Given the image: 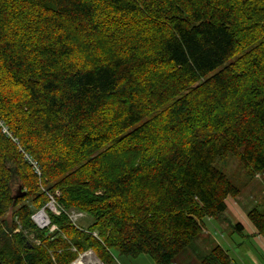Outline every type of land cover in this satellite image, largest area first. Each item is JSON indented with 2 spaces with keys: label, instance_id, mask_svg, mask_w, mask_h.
Listing matches in <instances>:
<instances>
[{
  "label": "trees",
  "instance_id": "trees-1",
  "mask_svg": "<svg viewBox=\"0 0 264 264\" xmlns=\"http://www.w3.org/2000/svg\"><path fill=\"white\" fill-rule=\"evenodd\" d=\"M228 154L264 171V0H0V264H172L238 194Z\"/></svg>",
  "mask_w": 264,
  "mask_h": 264
},
{
  "label": "crops",
  "instance_id": "crops-1",
  "mask_svg": "<svg viewBox=\"0 0 264 264\" xmlns=\"http://www.w3.org/2000/svg\"><path fill=\"white\" fill-rule=\"evenodd\" d=\"M254 177L260 178L259 174ZM225 204L226 211L222 216L203 220L199 235V244L204 248L203 251L206 253L211 248L219 246L227 254L229 264H264V237L258 234L248 219L247 212L244 213L240 207L236 206L233 197L227 198ZM232 221H236V224L239 225V227L235 228L234 226L233 228L238 232L240 239L236 240L233 232H230L228 236L222 234V228H230ZM204 243H208V247ZM243 244L245 247L244 253L237 249ZM113 251H115H111L114 260L113 264H154L147 255L130 257L121 254L118 250ZM189 256L196 261L194 264L200 263V256L196 257L192 252Z\"/></svg>",
  "mask_w": 264,
  "mask_h": 264
},
{
  "label": "rangeland",
  "instance_id": "rangeland-1",
  "mask_svg": "<svg viewBox=\"0 0 264 264\" xmlns=\"http://www.w3.org/2000/svg\"><path fill=\"white\" fill-rule=\"evenodd\" d=\"M163 110L164 107L160 108L157 112L161 113L163 112ZM155 127H157V125L156 126L151 125V129H154ZM214 167L217 170L223 172L227 176L228 180L239 190L238 194L235 197H233V201L236 204V206L242 209L244 213L256 207L264 208V171L259 173L260 176V178L258 177L259 179L248 176L246 171L243 169L241 163L231 154H228L223 159L216 161ZM55 194L56 197L59 196L58 191H55ZM52 210L54 211V209ZM91 222L92 220L90 217L83 215V217L78 219L77 225L82 229H87V227H89ZM235 224L236 221H232V226L230 228L223 227L221 230L222 234L224 236H228L230 232H233L235 239L236 240L240 239V237L238 236L239 235L238 232L234 230L235 228H233ZM218 236L220 237V235ZM199 239H200L199 236L196 237L186 249H184L178 256H176V258H174L172 264H194L196 261H194L193 258L189 256L191 252L196 257L200 256L201 258H204L213 248H211L210 251H207L205 253V251H203L204 248L201 247L199 244ZM204 244L206 247H208V243H204ZM237 249L240 252L244 253L245 252L244 244L240 248L237 247ZM72 251H75V249L72 248ZM112 252L115 251L112 250ZM113 262L114 260L111 257L103 264H113Z\"/></svg>",
  "mask_w": 264,
  "mask_h": 264
},
{
  "label": "built area",
  "instance_id": "built-area-1",
  "mask_svg": "<svg viewBox=\"0 0 264 264\" xmlns=\"http://www.w3.org/2000/svg\"><path fill=\"white\" fill-rule=\"evenodd\" d=\"M4 131H5V129H4ZM31 164H32V167H34V171H35V173L36 174H38V175H40V173H39V171H38V167H37V163L36 162H34V161H32V162H30ZM52 209H54V211L52 210ZM46 210L47 211H49V212H51V213H53V214H59V212H60V210L56 207V205L54 204V201H53V199L50 197V202L47 204V206H46ZM45 209H42V210H40V211H38V212H36L35 214H33L32 215V217H31V220L34 222V224L38 227V228H40V229H43V228H45V227H47L48 225H49V218H48V214H47V211H46ZM41 212H43L44 213V215H45V217H46V222L44 223V224H42L41 225V223H39L38 221H37V219H36V217H37V215L39 214V213H41ZM83 213H77V212H74V211H72V212H70L69 214H68V216H69V219H70V221L72 222V223H74V224H77V221H78V219H80L81 217H83ZM85 216V215H84ZM81 256V255H80ZM79 256V257H80ZM78 257V258H79ZM77 258V259H78ZM76 259V260H77ZM76 260L72 263V264H74L75 262H76Z\"/></svg>",
  "mask_w": 264,
  "mask_h": 264
},
{
  "label": "bare ground",
  "instance_id": "bare-ground-1",
  "mask_svg": "<svg viewBox=\"0 0 264 264\" xmlns=\"http://www.w3.org/2000/svg\"><path fill=\"white\" fill-rule=\"evenodd\" d=\"M39 223L44 224L46 222V217L43 212L39 213L36 217ZM75 264H101L99 260L94 256L92 252L85 253L80 256Z\"/></svg>",
  "mask_w": 264,
  "mask_h": 264
},
{
  "label": "water",
  "instance_id": "water-1",
  "mask_svg": "<svg viewBox=\"0 0 264 264\" xmlns=\"http://www.w3.org/2000/svg\"><path fill=\"white\" fill-rule=\"evenodd\" d=\"M16 192L17 193L13 196V199H17L18 197L24 196V194H25L24 192H22V194H20V192H21V188L20 187H18ZM89 252H91V251H89Z\"/></svg>",
  "mask_w": 264,
  "mask_h": 264
}]
</instances>
